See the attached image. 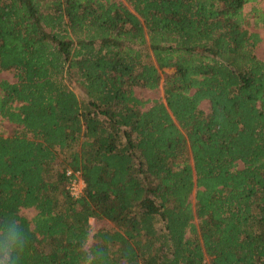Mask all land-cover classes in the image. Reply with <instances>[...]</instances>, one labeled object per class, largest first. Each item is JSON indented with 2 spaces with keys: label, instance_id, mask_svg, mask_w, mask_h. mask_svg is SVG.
<instances>
[{
  "label": "trees",
  "instance_id": "1",
  "mask_svg": "<svg viewBox=\"0 0 264 264\" xmlns=\"http://www.w3.org/2000/svg\"><path fill=\"white\" fill-rule=\"evenodd\" d=\"M127 1L0 0L16 78L0 79V126L15 125L0 219L26 233L21 264H264V58L246 6L257 26L264 8Z\"/></svg>",
  "mask_w": 264,
  "mask_h": 264
},
{
  "label": "rangeland",
  "instance_id": "2",
  "mask_svg": "<svg viewBox=\"0 0 264 264\" xmlns=\"http://www.w3.org/2000/svg\"><path fill=\"white\" fill-rule=\"evenodd\" d=\"M119 1L128 2L127 0H119ZM258 2L261 5V7L264 8V0H258ZM254 5H256V2H250L246 6V10L248 11V17H249L248 18V20H249L248 28L251 32H257L260 35L261 39L255 46V52L257 53V55L259 57L264 58V26H257L253 22L254 16H253V14H251V12H252V7ZM2 78H7L10 80L16 79L13 75V72L8 71V70H0V79H2ZM135 93L138 96L142 97L143 99H148V98L152 99V98H159V97L163 98L164 97L162 86H160L157 89L135 87ZM201 108L205 111H208L209 110V102L207 100H204L201 103ZM0 127H1L0 131L2 133L11 134L14 131L15 125L6 122L3 125H1ZM21 213L28 216L29 218H32L34 216V214L36 213V210L32 207L31 208L25 207V208L21 209ZM91 222H92L93 230L101 228V227H110L113 225L110 221H108L106 219H99V218H92ZM93 240H94V237L92 235L90 240H89V244H91Z\"/></svg>",
  "mask_w": 264,
  "mask_h": 264
},
{
  "label": "clouds",
  "instance_id": "3",
  "mask_svg": "<svg viewBox=\"0 0 264 264\" xmlns=\"http://www.w3.org/2000/svg\"><path fill=\"white\" fill-rule=\"evenodd\" d=\"M27 244V236L19 220L0 219V264H21ZM94 248L95 245L91 244L88 252H84L85 261L89 254H96Z\"/></svg>",
  "mask_w": 264,
  "mask_h": 264
},
{
  "label": "built area",
  "instance_id": "4",
  "mask_svg": "<svg viewBox=\"0 0 264 264\" xmlns=\"http://www.w3.org/2000/svg\"><path fill=\"white\" fill-rule=\"evenodd\" d=\"M67 174L70 176L68 188L70 194L75 197H79L84 193L86 182L81 171H74L69 168Z\"/></svg>",
  "mask_w": 264,
  "mask_h": 264
}]
</instances>
